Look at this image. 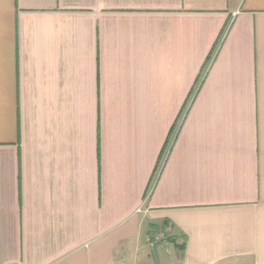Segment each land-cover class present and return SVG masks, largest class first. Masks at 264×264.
I'll list each match as a JSON object with an SVG mask.
<instances>
[{"label":"crops","instance_id":"obj_1","mask_svg":"<svg viewBox=\"0 0 264 264\" xmlns=\"http://www.w3.org/2000/svg\"><path fill=\"white\" fill-rule=\"evenodd\" d=\"M0 264H264V0H0Z\"/></svg>","mask_w":264,"mask_h":264}]
</instances>
